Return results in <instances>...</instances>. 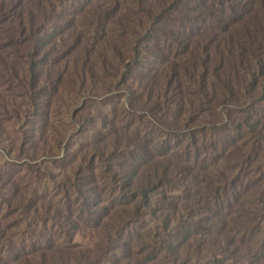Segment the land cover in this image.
I'll list each match as a JSON object with an SVG mask.
<instances>
[{"label":"rangeland","instance_id":"374dc122","mask_svg":"<svg viewBox=\"0 0 264 264\" xmlns=\"http://www.w3.org/2000/svg\"><path fill=\"white\" fill-rule=\"evenodd\" d=\"M46 1L42 52L0 42V264H264L218 222L264 235V32L228 47L215 0Z\"/></svg>","mask_w":264,"mask_h":264},{"label":"trees","instance_id":"16d2710c","mask_svg":"<svg viewBox=\"0 0 264 264\" xmlns=\"http://www.w3.org/2000/svg\"><path fill=\"white\" fill-rule=\"evenodd\" d=\"M246 1L247 5L251 6L249 7L250 11L247 13L243 12V10L248 6L238 2V0H219V3L218 0H215L217 3H215V5H211L209 7L211 10L207 11L206 14L210 15L213 27L218 29L220 32L217 33L215 31L213 34H215L228 47L248 54L245 45H257V41H255L257 40L256 34L258 32H264V28L260 25L262 24L264 26V0H258L256 2L254 0ZM47 4V1L42 2V0H0V17L7 20L5 22V27L0 29V42L3 43V45L12 47L13 50L17 51L18 46H21V50L24 54H26V56L30 54L28 58H31L34 54H39L40 51L42 52L43 49H41V45H43V39L50 37V35L42 29V23L47 18H51L52 15L48 10ZM201 6L202 5L198 1L194 5V8L190 9L192 17H195L200 13L199 8H201ZM138 7L141 8L140 11L143 12L145 16L149 15L146 7H142L141 4H138ZM187 7L183 8L185 9ZM187 10L189 9L187 8ZM216 11L217 13H214ZM192 21H195V19H192ZM63 23L68 25L67 21ZM239 23L240 25L237 27V24ZM188 25L193 29L196 27L192 24ZM231 29L233 34L229 32ZM114 48L116 49V47ZM255 60H262V66H264V59L258 57ZM255 64L258 63L255 62ZM171 66L176 67V62L171 63ZM169 78L170 77L168 76V79ZM174 79L176 80V84L179 85L177 81L179 78L176 76ZM225 90L228 95H232L234 97V92L230 87ZM203 91L205 90L203 89ZM226 98L227 97H225V99ZM235 101L237 100L235 99ZM261 185L264 186V182H261ZM258 187H260V185H258ZM256 189L257 188L252 190V195L256 194ZM253 218L256 222H260L261 219H264V217H260L258 219L256 215H253ZM208 221V223H212L210 219H208ZM218 222H220V227H223L225 230H229V233H225V230H223L224 232L221 233V239L219 242H221V240H225V246H228V249L234 252V256L237 255L241 248H243L245 250L243 253L245 255L243 256L249 258V256L254 255L258 258L257 254L259 255L261 253V249H264V235L260 238L259 242H255L257 243L256 246L252 247L249 239L250 227H244L242 224L237 222L236 219H233L230 222L218 219ZM234 233L236 234V238L233 236ZM211 240L214 241L213 238H211ZM132 255H134V253L131 251V255H128L129 263ZM231 259H233V256ZM247 262L248 264H258L253 259H250Z\"/></svg>","mask_w":264,"mask_h":264}]
</instances>
